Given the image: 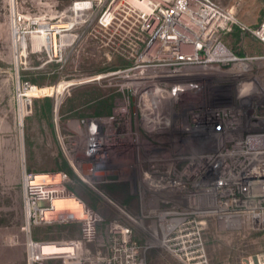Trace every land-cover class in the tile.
I'll return each mask as SVG.
<instances>
[{"label":"built area","instance_id":"obj_1","mask_svg":"<svg viewBox=\"0 0 264 264\" xmlns=\"http://www.w3.org/2000/svg\"><path fill=\"white\" fill-rule=\"evenodd\" d=\"M234 11L214 0H73L56 14L50 62L86 46L103 70L52 93L97 85L114 91L113 106L69 124L73 175L23 177L27 227L81 226L68 241L31 242L36 259L97 264L91 255L104 252L106 264H147L157 247L182 264H210L211 225L216 234L264 231V54L240 56L225 43L237 26L264 46V22L248 28ZM76 183L104 201L105 217L68 189ZM115 186L129 203L112 196ZM48 245L64 252L39 253Z\"/></svg>","mask_w":264,"mask_h":264},{"label":"rangeland","instance_id":"obj_2","mask_svg":"<svg viewBox=\"0 0 264 264\" xmlns=\"http://www.w3.org/2000/svg\"><path fill=\"white\" fill-rule=\"evenodd\" d=\"M214 1L233 11L235 2L240 1L242 5L234 11L235 17L248 28L264 22V0ZM72 2L0 0V264H87L68 256L36 259L37 253L29 246L31 242L68 241L80 235L81 226L55 223L27 227L23 194L26 174L63 170L73 175L64 154L71 134L69 124L94 113H110L113 106L110 96L114 91L97 85L76 86L60 91L59 95L52 93L51 88L74 74L87 76L103 70L99 62L87 58L86 46L78 48L77 53L67 49L61 61L57 58V62H50V27L56 22V14ZM68 35L69 32L61 34L64 40ZM225 43L240 56L264 53V46L237 26L226 36ZM58 131L62 143L57 139ZM68 189L103 217L108 213L104 201L79 183ZM110 189L118 190L112 193L114 198L130 202L123 186ZM101 228L103 239L106 234ZM207 238L210 264H250L264 254V231L255 233L243 228L232 234H216L211 225ZM91 256L97 264H106L109 259L104 252ZM146 260L147 264H182L157 247L148 253Z\"/></svg>","mask_w":264,"mask_h":264},{"label":"bare ground","instance_id":"obj_3","mask_svg":"<svg viewBox=\"0 0 264 264\" xmlns=\"http://www.w3.org/2000/svg\"><path fill=\"white\" fill-rule=\"evenodd\" d=\"M238 2H240V1H238ZM58 207L60 209L69 208V207L74 208V203L72 201H63V202L58 203ZM66 250H68V249H66ZM41 251H39V253H43V254H52V253H56V252H64L62 249L55 247V246H51V245L42 247Z\"/></svg>","mask_w":264,"mask_h":264},{"label":"crops","instance_id":"obj_4","mask_svg":"<svg viewBox=\"0 0 264 264\" xmlns=\"http://www.w3.org/2000/svg\"><path fill=\"white\" fill-rule=\"evenodd\" d=\"M261 54H264V53H261ZM85 114H88V113H85ZM95 114V113H94ZM58 171H60V170H58ZM56 172V171H55Z\"/></svg>","mask_w":264,"mask_h":264},{"label":"trees","instance_id":"obj_5","mask_svg":"<svg viewBox=\"0 0 264 264\" xmlns=\"http://www.w3.org/2000/svg\"><path fill=\"white\" fill-rule=\"evenodd\" d=\"M47 100H49V99H47Z\"/></svg>","mask_w":264,"mask_h":264}]
</instances>
